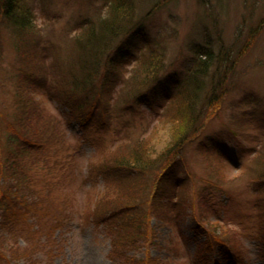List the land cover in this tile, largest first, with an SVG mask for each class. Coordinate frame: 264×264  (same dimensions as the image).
Returning a JSON list of instances; mask_svg holds the SVG:
<instances>
[{"label":"rangeland","instance_id":"obj_1","mask_svg":"<svg viewBox=\"0 0 264 264\" xmlns=\"http://www.w3.org/2000/svg\"><path fill=\"white\" fill-rule=\"evenodd\" d=\"M28 2L35 26L23 53L18 36L0 21V264H87L91 256L95 264H264V178H257L264 176V0H121L141 30L111 42L121 41L126 56L113 57L110 72L99 67L92 85L81 87L101 100L87 118L78 97H65L71 93L65 83L70 75L83 78L77 63L90 50L77 46L81 26L94 19L93 35H101L110 6L104 0ZM206 39L214 52L237 56L235 83L220 111L202 121L154 181L117 169L136 156L154 168L178 138L188 106L164 98ZM145 40L153 43L148 49ZM29 62L37 63L28 67L31 74L48 83L35 92L23 84L24 98L19 94L31 116L24 115L16 88ZM154 62L164 68L158 82L122 109L132 93L127 86H140ZM45 132L49 143L29 146L26 137ZM11 136L21 145L13 144L14 154L7 152ZM100 169L118 170L120 177H104ZM142 198H150V229L134 245L127 240L139 219L94 220L97 210ZM210 229L228 242L209 239Z\"/></svg>","mask_w":264,"mask_h":264},{"label":"trees","instance_id":"obj_2","mask_svg":"<svg viewBox=\"0 0 264 264\" xmlns=\"http://www.w3.org/2000/svg\"><path fill=\"white\" fill-rule=\"evenodd\" d=\"M120 2L121 0H104V5L102 6H110V11L108 14V18L106 17L101 22V35H93L92 27L95 20L86 19L84 24L80 28L81 33L79 39L76 38L77 46L79 45L80 48H82L81 52H83L84 50H90V52H84L85 54L82 53L80 59L81 61L77 63V67L83 74V78L80 80L79 78H76L77 76L70 75L71 81L69 82L66 79L67 83L65 84H69L71 93L69 94V97L66 93L65 97H67L68 99H74L75 97H78V102L80 103V105L88 109L86 118L94 117V115L96 114V109L101 105V102L99 103V101L101 100H98L99 93L97 94L95 92L96 94L93 93L95 95L92 96L93 94L89 95L88 88L83 90V88L81 87H84V84H89L95 79V75L97 74V69L99 67H102L103 71L108 70L110 72L111 67L109 65L111 63L114 64L113 57L114 59H116L120 54L123 57L126 56L127 48L124 44H121V41H119V43H117L116 45L113 44L114 47L111 46V42L113 43V41L117 40L121 36L127 35V33H138L141 30L140 22L132 23L133 20L131 19V17L128 18V7H121L120 5H118L120 4ZM0 21H3L6 26L11 29L10 33L18 36V38L20 39L18 50L23 53L24 47L22 46V43L28 35H32L35 26L33 8L29 4L28 0H0ZM208 41L209 40L206 39L203 44H198L196 46L195 55L191 65L187 68L184 74L180 75V77L177 78L178 80L173 83L174 88L169 90L164 98L166 104L169 103L170 100L176 98L181 99L188 106V120L184 122L185 127L180 132L178 138H176L173 143H170L166 146L163 153L159 155V159L156 161V163H154V168H152L151 166H146L148 165V163L145 157L136 156L135 158H133L131 162L132 164L129 167L122 165V168L119 166L117 169H129L132 175L141 172L142 176L145 175V178L148 181H154L159 175V172L162 169V165L164 163L167 164L169 160H176L179 158L183 145L192 137L191 134L195 130H198V128L202 124V121L204 119L206 120L207 118L215 117L218 111H220L219 109L221 107L223 98L232 89L235 83V80L230 79V77L232 78V73H235L237 66V56L232 55V52H229L228 49L226 50L223 48L220 50V52H214ZM145 44L148 49L149 46L147 44L152 45L153 43H149L148 40H145L144 45ZM33 45V50L36 51L39 46L38 41H36L35 44L33 42ZM111 50H114L113 54ZM30 65L36 66L37 63L29 62L28 64L23 65L21 70V78L19 73L16 77L17 83L19 85L16 87L18 88V95L20 96L19 92L22 93L23 98L24 95L22 92V88L26 87V85H23L25 83H27V87H31L30 90L33 92L39 89L48 88L46 78H42V76H39V73L31 74L28 69ZM93 69H95V71H92ZM163 69L164 68L161 64L158 66V64L154 62L148 65L147 72L140 86H127V84L129 83L127 81L125 84L127 86L125 92L128 93L131 91L132 93H130L129 96L124 99L127 104H125L122 109L130 110L131 105L129 104V102L138 99L150 86L157 83L159 77L158 74L159 72L161 73ZM30 84H33L34 86L32 87ZM91 85L92 83L90 84V86ZM74 88L77 91H75ZM107 90L108 89H103L101 92L106 94ZM15 92L17 96V91ZM21 98L22 97L20 96L19 103H23L24 115L26 114L27 116H31L32 110L28 108L29 104L27 105V103H24V101L27 99H24V101H22ZM166 106L164 107V109L166 108ZM11 137L13 141L7 151L8 154L15 153V151H13V149L11 148L13 144H17V146L20 145L17 142L13 143L15 139L14 136ZM26 139L31 142L29 143V146L33 144L38 145L40 144V142L49 143L51 139V133L48 134L45 132V134H43L40 138L34 139L26 137ZM20 146L18 150L22 148H20ZM15 150L16 152L18 151L17 149ZM145 163L147 164L145 165ZM100 170L104 177L109 178V175L114 174L115 176L120 177L118 170L113 171L114 174H108V172H106L105 170ZM257 178H264V176ZM149 202L150 198L149 200L142 198L138 202L126 203L121 206L112 207L111 209L100 213H97V210L95 212L94 220L101 219V217H105L108 215L112 217L124 216V218H126L127 220L130 219L132 222H134L135 219H139L137 223L134 222V225L136 226V229L138 231L136 232V234H131L129 236V239L127 240V243H130V245H134L135 242L141 240V234L146 235L147 230L150 229L148 222L150 208H146V205H148ZM144 208H146V212H144ZM152 210L156 212L155 208H153ZM139 221L143 222L142 226ZM261 224L264 226V217ZM208 236L209 239L213 241H222L224 243L228 242V240L222 237L221 239L218 235H216L215 231L211 229L208 232ZM146 239L147 238H145L144 240L146 243L152 242L154 244V239H151L150 242H147Z\"/></svg>","mask_w":264,"mask_h":264},{"label":"bare ground","instance_id":"obj_3","mask_svg":"<svg viewBox=\"0 0 264 264\" xmlns=\"http://www.w3.org/2000/svg\"><path fill=\"white\" fill-rule=\"evenodd\" d=\"M96 261L94 260L93 256L90 257V259H88V263L87 264H95Z\"/></svg>","mask_w":264,"mask_h":264}]
</instances>
